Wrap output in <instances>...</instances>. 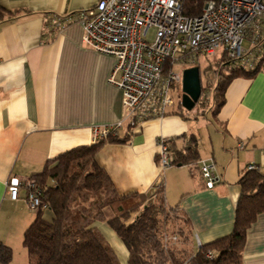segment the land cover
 I'll return each mask as SVG.
<instances>
[{
    "label": "crops",
    "instance_id": "obj_1",
    "mask_svg": "<svg viewBox=\"0 0 264 264\" xmlns=\"http://www.w3.org/2000/svg\"><path fill=\"white\" fill-rule=\"evenodd\" d=\"M98 1L0 0V242L7 246L31 220L22 211L30 213L25 192L13 202L8 182L26 180L46 161L91 145L93 127L114 126L124 116L120 93L108 82L116 58L84 46L80 22L61 28L54 21ZM208 116L174 104L135 129L124 126L118 137L125 141L104 142L95 156L121 196L154 195L162 186L166 206L177 207L188 222L193 251L232 232L238 181L247 167L264 174V73L233 79L217 116ZM191 135L198 140L196 165L161 169L158 140L179 145ZM200 161L215 165L213 189L204 186ZM96 228L126 264L127 251L114 232L102 223ZM241 264H264V212L246 232Z\"/></svg>",
    "mask_w": 264,
    "mask_h": 264
},
{
    "label": "trees",
    "instance_id": "obj_2",
    "mask_svg": "<svg viewBox=\"0 0 264 264\" xmlns=\"http://www.w3.org/2000/svg\"><path fill=\"white\" fill-rule=\"evenodd\" d=\"M203 1L185 0L183 13L199 15ZM196 66L200 69L199 63ZM209 67L200 71V80ZM212 68L209 81L214 85L209 114L215 118L224 105V93L230 82L238 77L252 78L259 71H245L225 55ZM176 105L185 112L179 97ZM124 139L111 136L97 145L69 150L46 161L42 171L30 177L40 191L41 204L46 207L36 211L33 222L23 233L22 244L31 264H120L96 228L101 223L124 245L126 264H241L246 232L264 212V174L256 168L246 170L240 177L241 192L229 235L200 245L196 251L178 250L166 239L168 221L181 216L189 232L190 228L177 207L166 206L163 187H158L154 195L121 196L95 162L104 142L121 143ZM167 150L171 166L196 165L199 161L198 140L194 135L183 137L179 145L176 140L167 141ZM11 258L10 247L0 242V264H9Z\"/></svg>",
    "mask_w": 264,
    "mask_h": 264
},
{
    "label": "built area",
    "instance_id": "obj_3",
    "mask_svg": "<svg viewBox=\"0 0 264 264\" xmlns=\"http://www.w3.org/2000/svg\"><path fill=\"white\" fill-rule=\"evenodd\" d=\"M184 3L99 0L73 16L54 17L61 28L80 22L84 46L117 61L108 82L120 93L124 116L114 126L93 127L91 145L118 136L124 126L135 129L148 119L165 115L177 101L172 88H181V73L173 72L176 64L186 69L195 67L199 56L225 55L245 71L264 73V0H204L196 16L183 13ZM150 30L151 41L147 39ZM158 146L159 166L164 170L172 161L167 140L159 139ZM254 169L253 165L247 167ZM199 172L205 188L213 189L218 181L214 163L200 161ZM6 187L13 202L23 189L32 212L46 208L30 178L11 179Z\"/></svg>",
    "mask_w": 264,
    "mask_h": 264
},
{
    "label": "rangeland",
    "instance_id": "obj_4",
    "mask_svg": "<svg viewBox=\"0 0 264 264\" xmlns=\"http://www.w3.org/2000/svg\"><path fill=\"white\" fill-rule=\"evenodd\" d=\"M153 37V31L150 30L148 33V40L151 41ZM244 45L247 46V43L244 42ZM220 58L219 55H215L211 58H207L205 56H199L198 57V63L200 64V71H203L207 66L209 67V70H207V73H204L201 75V87L203 86L204 89H201V97L196 104L195 108L193 110H196V112L200 115L206 116L209 115L210 107L212 106V99H213V83H211L209 80L212 79V71L214 63ZM181 66L179 64H176L173 67V72L175 73H181L182 72ZM181 90V88H180ZM172 96L177 100V97L181 98V92L179 94L177 88H172L171 90ZM207 117L211 119L210 117ZM205 121L202 119V122ZM19 208L16 209V213H19ZM23 214L29 215V224H27L25 230L29 227V225L33 222V217L35 215V212L28 213L26 209H23ZM33 213V214H32ZM176 220H173V218L168 221L166 225V239L168 240V244L171 247H175L178 250L185 249L186 251L190 252L193 244V239L190 236V232L186 224L184 223V219L181 216H176ZM25 230L20 233H12L10 239L8 240V247H10L12 251V258L9 264H31V260L29 259L27 255L26 249L23 247L22 241H23V233ZM183 231V235L180 234V232ZM116 253V252H115ZM117 258L121 264V256L119 254H116Z\"/></svg>",
    "mask_w": 264,
    "mask_h": 264
},
{
    "label": "water",
    "instance_id": "obj_5",
    "mask_svg": "<svg viewBox=\"0 0 264 264\" xmlns=\"http://www.w3.org/2000/svg\"><path fill=\"white\" fill-rule=\"evenodd\" d=\"M201 97V80L199 67H191L181 72V98L182 108L191 112Z\"/></svg>",
    "mask_w": 264,
    "mask_h": 264
}]
</instances>
